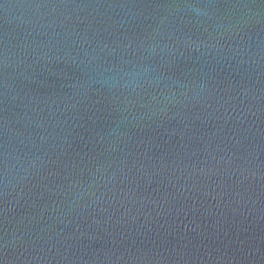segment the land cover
<instances>
[{
	"label": "water",
	"instance_id": "obj_1",
	"mask_svg": "<svg viewBox=\"0 0 264 264\" xmlns=\"http://www.w3.org/2000/svg\"><path fill=\"white\" fill-rule=\"evenodd\" d=\"M0 264H264V0H0Z\"/></svg>",
	"mask_w": 264,
	"mask_h": 264
}]
</instances>
